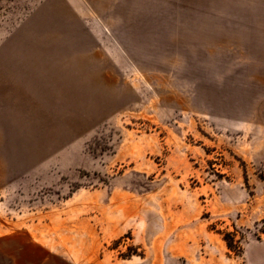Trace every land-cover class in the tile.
<instances>
[{
    "label": "rangeland",
    "instance_id": "1",
    "mask_svg": "<svg viewBox=\"0 0 264 264\" xmlns=\"http://www.w3.org/2000/svg\"><path fill=\"white\" fill-rule=\"evenodd\" d=\"M0 264H264V0H0Z\"/></svg>",
    "mask_w": 264,
    "mask_h": 264
},
{
    "label": "bare ground",
    "instance_id": "2",
    "mask_svg": "<svg viewBox=\"0 0 264 264\" xmlns=\"http://www.w3.org/2000/svg\"><path fill=\"white\" fill-rule=\"evenodd\" d=\"M36 94V93H35ZM38 96V95H37Z\"/></svg>",
    "mask_w": 264,
    "mask_h": 264
}]
</instances>
